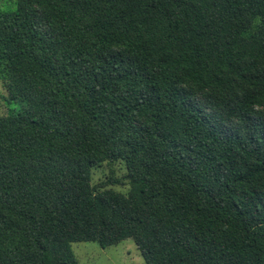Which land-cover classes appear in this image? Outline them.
<instances>
[{
  "label": "trees",
  "instance_id": "obj_1",
  "mask_svg": "<svg viewBox=\"0 0 264 264\" xmlns=\"http://www.w3.org/2000/svg\"><path fill=\"white\" fill-rule=\"evenodd\" d=\"M0 10V264H264V0ZM122 162L128 194L93 185ZM121 180H111L112 185Z\"/></svg>",
  "mask_w": 264,
  "mask_h": 264
},
{
  "label": "rangeland",
  "instance_id": "obj_2",
  "mask_svg": "<svg viewBox=\"0 0 264 264\" xmlns=\"http://www.w3.org/2000/svg\"><path fill=\"white\" fill-rule=\"evenodd\" d=\"M17 0H0V10L12 12L16 9ZM7 89L0 78V116H6L12 109H18L19 104L7 100ZM127 169L122 162L105 163L92 171V184H108L107 188H113L124 194H128L130 185L126 180ZM121 180V184L112 185L111 180ZM73 251L80 264H146L141 251L134 240L128 239L122 243L102 248L95 242L73 244Z\"/></svg>",
  "mask_w": 264,
  "mask_h": 264
}]
</instances>
